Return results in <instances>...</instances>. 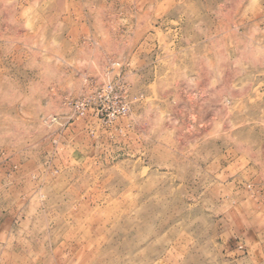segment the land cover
<instances>
[{
  "label": "rangeland",
  "instance_id": "obj_1",
  "mask_svg": "<svg viewBox=\"0 0 264 264\" xmlns=\"http://www.w3.org/2000/svg\"><path fill=\"white\" fill-rule=\"evenodd\" d=\"M0 264H264V0H0Z\"/></svg>",
  "mask_w": 264,
  "mask_h": 264
},
{
  "label": "built area",
  "instance_id": "obj_2",
  "mask_svg": "<svg viewBox=\"0 0 264 264\" xmlns=\"http://www.w3.org/2000/svg\"><path fill=\"white\" fill-rule=\"evenodd\" d=\"M251 186V185H250Z\"/></svg>",
  "mask_w": 264,
  "mask_h": 264
}]
</instances>
